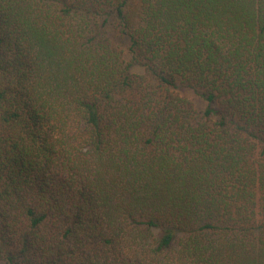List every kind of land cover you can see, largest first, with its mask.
<instances>
[{
    "label": "trees",
    "instance_id": "obj_1",
    "mask_svg": "<svg viewBox=\"0 0 264 264\" xmlns=\"http://www.w3.org/2000/svg\"><path fill=\"white\" fill-rule=\"evenodd\" d=\"M0 264H264V0H0Z\"/></svg>",
    "mask_w": 264,
    "mask_h": 264
}]
</instances>
